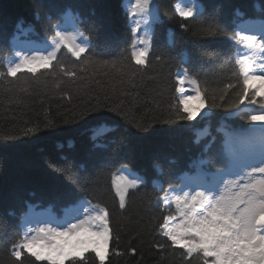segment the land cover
Returning <instances> with one entry per match:
<instances>
[{
	"label": "trees",
	"instance_id": "16d2710c",
	"mask_svg": "<svg viewBox=\"0 0 264 264\" xmlns=\"http://www.w3.org/2000/svg\"><path fill=\"white\" fill-rule=\"evenodd\" d=\"M179 2L155 0L159 21L153 25L149 66L134 78L131 73L138 66L131 64L127 74L97 67L81 73L77 68L82 81L61 82L39 73L38 78L28 73H18L19 79L0 78V264H18L11 251L20 238L22 218L27 216L35 224L40 215L53 219L54 213L56 219L75 209L81 199L109 211L113 235L104 264H203L198 254L185 258L183 249L170 247L171 242L160 235L158 223L175 215L176 208L161 203L162 193L153 184L162 183L167 189L185 174L194 175L190 164L201 157L209 141L213 149L206 155L216 164L225 134L248 127L243 119H225L238 91L225 89L226 83H236L227 58L234 54L235 11L248 19L246 14L255 9L254 14L264 19V0H193L203 14L188 19L178 14ZM213 10L220 26L215 37L202 34ZM66 12L72 16L66 19ZM76 16L97 25L93 43L98 61L130 57V50L125 51L132 35L125 0H0V67L6 59H18L14 53L21 50L15 42L26 41V30L50 42L53 25L70 29ZM161 55L163 60L155 59ZM185 55L188 63L182 64ZM62 61L80 64L66 52ZM182 67L198 78L201 89H208L205 111L211 106L212 113L189 129V121L177 119L174 111L181 95L176 89ZM138 121L145 131L132 126ZM209 127L221 132L211 136ZM29 128L35 132H28ZM121 164L147 180L141 189L130 192L124 209L111 184V173ZM84 255L85 261L77 264H100L91 250ZM23 264H34V258L25 254Z\"/></svg>",
	"mask_w": 264,
	"mask_h": 264
},
{
	"label": "snow or ice",
	"instance_id": "6c2138e0",
	"mask_svg": "<svg viewBox=\"0 0 264 264\" xmlns=\"http://www.w3.org/2000/svg\"><path fill=\"white\" fill-rule=\"evenodd\" d=\"M177 10L185 19L203 14L201 6L193 0H180ZM125 11L130 18L132 34L125 49L126 52L130 50V57L98 61L97 46L93 43L97 25L76 16L72 17L70 29L59 23L53 25L50 42L45 41L43 48L34 50L43 54L15 51L18 59L4 61L0 78L19 79L18 73L38 78L39 73L50 74L61 82L64 78L82 81L84 77L78 74L77 68L81 73L89 67H97L127 74L130 64L138 66L131 73L134 78L136 72L149 66L153 25L159 17L155 0H125ZM71 16L70 12L65 13L66 19ZM234 17L231 37L234 54L228 56L227 63L236 83H226L225 89L238 88V91L228 106L230 111L225 119H243L248 127L241 126L239 131L225 134L223 145L216 153L219 166L206 155L213 149V142L209 141L203 145L201 157L193 162L195 175L185 174L178 184L170 183L167 189L162 183L153 184L158 193H162L158 196L161 203L174 204L176 208L175 215H166L158 223L160 235L171 242L170 247L183 249L185 258L198 254L203 264H264V19H244L239 9ZM82 24L85 27H81ZM181 27L187 28L186 25ZM18 28L22 29V25ZM219 33L220 26L213 10L202 34L215 37ZM62 50L80 64H64ZM164 58V55L155 57L156 60ZM125 59L128 64L123 63ZM181 63H188L186 55ZM178 73L176 91L181 95L174 111L177 119L193 121L205 106L208 89H201L200 81L190 75L188 67L178 69ZM185 85L195 94L184 95L188 90ZM192 101H199L201 107L193 110L189 106ZM252 105L258 107H249ZM208 107L210 111L211 106ZM207 115L205 113V117ZM132 126L138 131L146 130L139 121ZM28 132H35V129L29 128ZM202 135V132L197 133L193 142L200 144ZM156 167L158 172L162 171L159 165ZM146 183L147 180L127 164H121L112 172L111 184L119 198L120 209L126 207L130 192L141 189ZM74 207L76 214L62 220H55L54 213L53 220L35 224L27 216L21 219V235L11 251L18 264H23L25 254L34 258V264L39 261L64 264L65 260L77 264V260L85 261L84 254L89 250L95 253L100 264H104L113 235L108 209L85 199L78 200Z\"/></svg>",
	"mask_w": 264,
	"mask_h": 264
},
{
	"label": "rangeland",
	"instance_id": "374dc122",
	"mask_svg": "<svg viewBox=\"0 0 264 264\" xmlns=\"http://www.w3.org/2000/svg\"><path fill=\"white\" fill-rule=\"evenodd\" d=\"M195 105V104H194ZM193 109V108H192ZM193 110H195V109H193ZM201 113L196 117V119H195V121L197 120V119H199L200 117H201Z\"/></svg>",
	"mask_w": 264,
	"mask_h": 264
},
{
	"label": "bare ground",
	"instance_id": "6f19581e",
	"mask_svg": "<svg viewBox=\"0 0 264 264\" xmlns=\"http://www.w3.org/2000/svg\"><path fill=\"white\" fill-rule=\"evenodd\" d=\"M56 21V20H55ZM199 120V119H198Z\"/></svg>",
	"mask_w": 264,
	"mask_h": 264
}]
</instances>
